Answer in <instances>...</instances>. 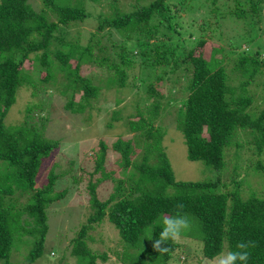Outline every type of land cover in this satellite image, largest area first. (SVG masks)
<instances>
[{"label": "trees", "instance_id": "trees-1", "mask_svg": "<svg viewBox=\"0 0 264 264\" xmlns=\"http://www.w3.org/2000/svg\"><path fill=\"white\" fill-rule=\"evenodd\" d=\"M231 1L40 0L36 10L29 0H0L3 264H13L10 251L16 240L23 241L24 234L32 237L28 264L41 254L48 232L47 209L67 195L65 190H54V183L70 169H59L61 173L56 174L51 168L47 183L37 186L39 170L59 145L45 135L51 97L55 92L63 95L64 107L71 113L92 110L100 89L83 75L82 68L88 64L105 67L113 72L106 85L121 86L126 66L135 62L142 71L132 88L145 91L149 103L137 105L126 118L135 136H118L111 147L100 139L89 151L94 169L87 189L93 211L72 239L78 264H96L97 254L88 247L84 234L105 217L123 241L130 264L172 263L178 249V259L183 256L182 261H189L194 251L184 240L189 237L199 241L197 264L213 260L225 247L236 250L240 241L256 245L249 249L247 264H264V196L253 193L243 198V179L235 180L244 147L251 151L247 167L260 171L264 179L260 158L264 153L263 0ZM96 4L106 10L95 15L89 6ZM177 10L191 20L183 25L184 17ZM90 17L96 18L97 25L87 44H80V37H72L69 27ZM114 33L121 38L117 44L101 42L104 34L110 42ZM181 81L184 96L177 98L176 85ZM22 88L29 90L30 100L21 121L8 124L5 119ZM173 108L185 159L202 163L209 173L204 180L175 178L162 146L163 128L161 123L155 125L163 109L172 112ZM246 132L250 138L241 139ZM109 150L118 156L116 168L107 171ZM105 181L111 182L112 189L101 200L97 188ZM178 202L184 204L182 214L188 216L190 228L182 233L184 242L169 241V251L159 253L150 240L160 231L154 225L163 215H175Z\"/></svg>", "mask_w": 264, "mask_h": 264}, {"label": "rangeland", "instance_id": "rangeland-1", "mask_svg": "<svg viewBox=\"0 0 264 264\" xmlns=\"http://www.w3.org/2000/svg\"><path fill=\"white\" fill-rule=\"evenodd\" d=\"M29 2L34 9L38 10L40 8V0H29ZM228 2L232 4L231 0H228ZM89 7H91L95 15L106 10V8L97 4ZM262 7L264 9V0L262 1ZM177 11L178 15L184 17V20L181 21L183 25L188 20H191L188 19V15L183 10ZM96 25V18L90 17L81 23L71 25L68 32L72 37L79 36L80 44H87L90 33ZM226 30L227 28L224 25L223 31L226 32ZM228 32L232 34L229 29ZM120 39V36L116 33L111 36L110 42L106 34L100 38L101 42L107 45L112 44V41L114 42L113 44H117ZM151 40L153 41L154 38ZM208 44L206 43L205 46ZM223 46H225V42ZM141 71L142 69L138 62L132 63L131 67L128 68L126 66L125 72L127 77L125 78L124 84L117 86V83L108 87L106 85V79L113 74L112 71L96 64L85 65L82 68L83 75L90 77L93 83L99 86L100 90L93 101L94 108L92 110H86L84 113H71L66 110L64 107L66 98L59 92H55L51 97V102L47 108L48 121L46 123L45 135L50 139L57 140L59 145L39 170L37 186L41 187L47 183L48 173L51 168L54 169V173L56 174H60L62 169H70L71 172L69 170L67 174L63 175L62 173L54 183V190H65L67 195L61 200L54 201L48 207V232L46 239L41 254L33 262H30V264H78L80 262L73 254L72 239L77 236L82 224L86 223L88 216L93 211L88 201L89 194L87 189L90 179L89 173L94 169V161L90 159L89 151L100 139L105 140L106 144L111 147L112 142L118 136L127 139L136 135V132L129 131L126 118L134 114L137 105L148 106L149 103L146 99L147 94L145 91L141 89L140 93H138L134 87L132 88L133 81L140 77ZM144 74L146 76L147 72L144 71ZM182 86V81L176 85L177 91L174 95L177 98L184 96V94H181ZM29 100V90L22 88L19 91L17 101L10 108L5 121L8 124L21 121L24 106ZM161 101L164 103V100ZM174 110L173 108L171 112L163 109L155 125L160 126L161 123V127L163 128L164 136L162 146L165 148L170 160L175 178L184 181L204 180L209 173L203 170L202 163L200 161H189L186 160L187 158L185 159V145L181 133L176 129ZM113 117L116 118L113 119ZM248 134V132L241 133L240 138L249 139ZM242 150L243 152L239 160L241 169L235 179L236 183H239L243 179L241 186L242 196L246 198L253 193L264 196V179L260 171L247 167L251 151L246 147ZM117 156L112 150L108 151L105 162L107 171L116 168ZM231 156L232 152L229 154V157ZM260 158L264 160V153ZM69 160L73 162L71 165L68 163ZM230 170H232L231 166ZM228 181L229 178L226 177V182ZM232 187L233 185L230 188ZM111 189L112 185L110 181L101 183L97 188L99 198L101 200L107 199ZM24 218H26V215H24ZM24 235L22 236L23 241L19 239L13 243L9 255V260L13 264H28L27 255L32 248V242L30 243L32 237L28 234ZM84 239L92 252L97 254L95 259L96 264H130V260L127 258L125 248L123 247V241L120 239L115 226L106 217L103 221L93 223L92 227L87 229L86 235L84 234ZM184 240L187 241L189 246L186 242L185 244L191 250H194L190 260L186 262L182 261L184 259L183 256L180 257L181 260L178 259L177 256L180 255L178 249L176 252L177 256H174L175 262L168 264H197L196 260L197 257L200 258V255L198 254L199 251L195 250V247L200 250V245L199 243L197 244L199 241L191 237L184 238ZM176 242L184 241L180 238ZM223 251H227V248L225 247ZM102 254L106 255L105 259L101 257ZM202 260L203 262L201 264H213V260ZM0 264H3V260L1 259Z\"/></svg>", "mask_w": 264, "mask_h": 264}, {"label": "clouds", "instance_id": "clouds-1", "mask_svg": "<svg viewBox=\"0 0 264 264\" xmlns=\"http://www.w3.org/2000/svg\"><path fill=\"white\" fill-rule=\"evenodd\" d=\"M177 211L175 215H163L154 225L160 228L158 237L152 240V248L159 253H167L169 241H176L181 238L182 233L190 228V221L186 214H182L183 203L175 205ZM253 241H240L236 245V250L219 252L213 258V264H247L250 258L249 249L254 248Z\"/></svg>", "mask_w": 264, "mask_h": 264}]
</instances>
